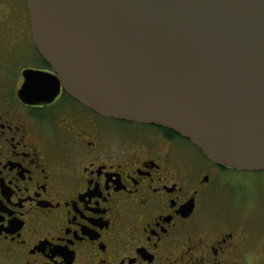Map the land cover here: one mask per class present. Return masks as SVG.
Masks as SVG:
<instances>
[{
    "label": "flooded vegetation",
    "instance_id": "af4514ba",
    "mask_svg": "<svg viewBox=\"0 0 264 264\" xmlns=\"http://www.w3.org/2000/svg\"><path fill=\"white\" fill-rule=\"evenodd\" d=\"M22 5L23 37L0 48V264H264L262 228L205 205L213 184L232 186L224 173L256 172L215 165L171 130L104 117L63 86L49 102L20 98L26 71L58 77Z\"/></svg>",
    "mask_w": 264,
    "mask_h": 264
},
{
    "label": "water",
    "instance_id": "95a60500",
    "mask_svg": "<svg viewBox=\"0 0 264 264\" xmlns=\"http://www.w3.org/2000/svg\"><path fill=\"white\" fill-rule=\"evenodd\" d=\"M26 2L58 77L26 71L21 99L49 102L63 86L104 117L175 132L215 165L264 172V0Z\"/></svg>",
    "mask_w": 264,
    "mask_h": 264
},
{
    "label": "rangeland",
    "instance_id": "374dc122",
    "mask_svg": "<svg viewBox=\"0 0 264 264\" xmlns=\"http://www.w3.org/2000/svg\"><path fill=\"white\" fill-rule=\"evenodd\" d=\"M22 1L0 0V48L6 47L7 50L15 45L11 41L15 42L23 37L21 27L26 12L23 10ZM223 181L231 183L232 186H229L227 191L221 192L213 184L209 189L211 197L205 205L211 210L218 208L214 211L218 216L227 219L242 218L260 226L263 230L261 238L264 239V173L229 172L224 173ZM242 195L245 196L247 204L242 208L236 207L237 205L232 206L233 201L236 200L238 203ZM262 258H257L256 262L259 263Z\"/></svg>",
    "mask_w": 264,
    "mask_h": 264
},
{
    "label": "trees",
    "instance_id": "16d2710c",
    "mask_svg": "<svg viewBox=\"0 0 264 264\" xmlns=\"http://www.w3.org/2000/svg\"><path fill=\"white\" fill-rule=\"evenodd\" d=\"M174 134H176L175 132H173ZM177 135V134H176Z\"/></svg>",
    "mask_w": 264,
    "mask_h": 264
}]
</instances>
